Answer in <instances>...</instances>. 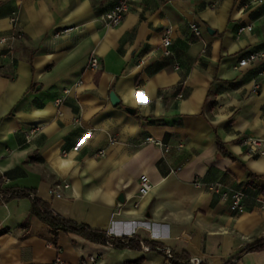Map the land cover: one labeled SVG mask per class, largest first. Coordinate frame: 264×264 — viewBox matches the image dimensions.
<instances>
[{"label":"crops","instance_id":"crops-1","mask_svg":"<svg viewBox=\"0 0 264 264\" xmlns=\"http://www.w3.org/2000/svg\"><path fill=\"white\" fill-rule=\"evenodd\" d=\"M116 2L0 0V264H264L245 250L264 241V154L245 142L264 148V57L239 66L264 52V1L137 0L107 26ZM210 184L242 190L244 212ZM8 188L140 247L56 232Z\"/></svg>","mask_w":264,"mask_h":264},{"label":"built area","instance_id":"built-area-1","mask_svg":"<svg viewBox=\"0 0 264 264\" xmlns=\"http://www.w3.org/2000/svg\"><path fill=\"white\" fill-rule=\"evenodd\" d=\"M137 0H117L116 4L113 6V8H111L110 10L104 12L101 15V19L102 21L105 23V25L107 26H115L118 25L119 23H121L124 18L126 17V15L128 14V12L132 9V7L135 5ZM264 0H252V2H263ZM17 20V16H12L11 21L12 22H16ZM192 28L195 32H199V28L196 24L192 25ZM253 29V24L249 23L247 25L241 26L238 30V34H241L242 32L246 31V30H252ZM69 29H61L55 32V36L59 37L60 35L64 34L66 31H68ZM7 38H2L0 40L1 43L7 42ZM171 44V38L170 35H166L163 39V45L165 47L164 49V54L165 55H170L171 54V50L169 49V45ZM264 57V52H252L250 53L248 56H246L245 58H242L239 62V66L243 67L249 64H254L259 58ZM89 66L91 69L96 70L100 67V58L96 53H92L91 58H90V63ZM259 89V84L256 83L254 85L253 91L257 92ZM62 99H58V102H61ZM149 141H153L156 143V140L152 139V138H148ZM245 142L247 143V145L250 148L251 152L254 153H260V154H264V148L262 146V141L260 139L257 138H246ZM101 154L103 152H100ZM198 184L200 182H197ZM70 187L69 182H63V183H59L54 185L51 189L50 192L58 197L63 196V192L62 189H67ZM153 189V183L152 180L150 179V177L148 176V174H141L140 178H139V182H138V194L137 196L139 197H144L146 195H148L151 190ZM208 189L214 191V192H218L221 195L222 199H228L230 198L231 200V204L230 207L233 211L236 212H244L245 210V205H244V197H245V193L242 190H222V186L220 184H210L208 185ZM262 204L264 205V201L262 202ZM63 261L61 260V258H57L54 261L51 262H43V263H33V264H62Z\"/></svg>","mask_w":264,"mask_h":264},{"label":"trees","instance_id":"trees-1","mask_svg":"<svg viewBox=\"0 0 264 264\" xmlns=\"http://www.w3.org/2000/svg\"><path fill=\"white\" fill-rule=\"evenodd\" d=\"M221 151L226 153L223 149V146L220 147ZM27 195L33 199V207L31 210L32 215L35 214L39 216L42 220L46 221L56 232L58 230H64V231H72L77 232L86 238L101 242V243H111L116 247L124 248V247H131V248H137L140 247V243L136 242L134 238H114V237H108L105 232L92 229L91 227L87 225L78 224L72 220H67L58 217L53 213V211L45 204L43 203L35 194L34 192L30 190H22L18 188H8L5 189L3 197L9 198V197H16V196H24ZM264 248V241L263 240H257L251 244H249L245 250L247 251H253L257 249Z\"/></svg>","mask_w":264,"mask_h":264},{"label":"water","instance_id":"water-1","mask_svg":"<svg viewBox=\"0 0 264 264\" xmlns=\"http://www.w3.org/2000/svg\"><path fill=\"white\" fill-rule=\"evenodd\" d=\"M111 101L113 104H117L120 101V98L118 95L115 93V91H111L110 93ZM127 110L131 113H135V109L132 107H127ZM120 199L124 201V195L120 196Z\"/></svg>","mask_w":264,"mask_h":264}]
</instances>
